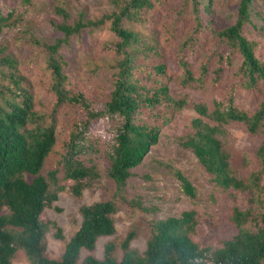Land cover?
<instances>
[{
    "label": "trees",
    "instance_id": "1",
    "mask_svg": "<svg viewBox=\"0 0 264 264\" xmlns=\"http://www.w3.org/2000/svg\"><path fill=\"white\" fill-rule=\"evenodd\" d=\"M160 1V0H156ZM207 16L203 26L202 12L198 3L192 1L195 31L209 28L216 39L215 56L218 68L215 80L220 79L223 65L231 64L235 55L241 63L236 74L241 88L258 91L264 85V64L254 50V43L242 35L244 26L251 23L253 0H239L233 23L217 30L213 20V0H205ZM115 9L99 21L73 20L62 6L52 9L59 22L50 21L52 31L59 34L52 44L29 41L44 50L46 69L50 73L49 91L53 107L46 114L36 111L30 92V81L17 68V61L0 47V264H11L14 252L22 249L31 264H77L81 249L91 252L99 238L115 234L113 201L82 203L78 207L80 226L63 248L58 260L45 256L47 233L55 229V237L62 238L61 229L44 214L57 199L64 187L59 185L58 175L74 183L71 192L79 197L83 190L100 177L92 156L107 163L106 175L116 186L114 198L122 197L132 169L138 166L149 149L160 139L161 130L187 105L185 97L170 95L169 86L174 79L172 71L162 63H149L154 47L147 46L139 35L124 26L125 22L139 24L146 20V12L154 10L149 0H109ZM31 0H21V10L11 8L3 12L0 7V35L5 29L17 28L25 20ZM106 23L115 38L107 48L116 57L113 82L107 98L97 107L82 92H74L67 86L68 76L60 49L67 40L84 29H100ZM264 37V25L260 28ZM180 45L177 64L181 70L177 76L182 87L195 83L204 84L207 67L201 76L195 77ZM234 88H230L224 102L213 100L212 110L193 102L197 113L190 121L191 132L179 136L177 143L191 150L195 158L211 176L221 191L249 192L248 205L244 209L233 207L231 219L237 232L224 241L220 248L202 247L192 238L198 225L197 213L185 210L179 216L155 220L151 223V238L146 249L138 253L130 247L134 238L132 231L120 244L107 243L101 259L84 256L79 264H264V208L258 199L264 191V142L255 151L260 169L244 177L233 167L228 149L224 146L225 126L238 122L244 124L251 134L264 133V101L250 113L234 102ZM64 103L74 104L85 111V118L76 121L57 165L42 174L47 156L56 138L57 113ZM103 123V131H95L96 123ZM90 162V163H89ZM164 167L179 181L182 192L193 198L196 188L191 180L175 166ZM27 175L32 176L29 180ZM126 204L144 211L138 197L125 200ZM121 248L117 258L116 250Z\"/></svg>",
    "mask_w": 264,
    "mask_h": 264
},
{
    "label": "rangeland",
    "instance_id": "2",
    "mask_svg": "<svg viewBox=\"0 0 264 264\" xmlns=\"http://www.w3.org/2000/svg\"><path fill=\"white\" fill-rule=\"evenodd\" d=\"M154 4L152 12H146V20L135 24L125 22L124 26L136 32L142 42L154 47L155 54H150L149 63H162L168 66L174 75L169 86L170 95L185 97L187 105L161 130L160 139L151 147L144 160L132 169L122 197L114 198L115 183L107 177L108 163L102 158L91 157L98 168L100 177L83 190L79 197L71 192L74 183L63 174L58 175L62 192L57 194L51 208L44 211L47 219L55 222L61 229L62 238L55 237L56 230L47 233L45 256L58 260L63 248L80 226L81 216L78 213L80 204H91L98 201H113L116 212L113 216L115 234L99 238L93 251L81 249L80 260L90 255L101 259L107 243L120 244L128 232L134 233L130 247L138 253L146 249L151 238V223L155 220L179 216L182 211L194 210L197 213L198 225L192 238L202 247L220 248L224 241L231 238L237 227L231 219L233 207L244 209L248 205L249 192L221 191L215 187L211 176L204 170L191 150L181 147L177 141L179 136L191 132L190 121L197 117L193 102L200 101L212 110L211 102H224L234 88V102L242 109L252 113L264 101V85L259 90L251 91L241 88L240 77L236 74L241 63L240 55L232 58L231 64L223 65L220 79L215 80L218 68L215 56L217 41L209 33V28L195 31V19L192 12L193 0H149ZM202 12L203 26L207 16L204 13L205 0H195ZM239 0H213V20L217 30L230 26L234 19ZM21 0H0L3 12L16 8L21 10ZM60 5L64 7L73 20L82 18L99 21L114 12L109 0H31L25 14V20L17 28L5 29L0 35V47L4 48L17 61L19 72L30 81V92L33 96L36 111L48 116L53 107V96L49 91L51 76L46 69L44 50L30 43L34 38L40 43L52 44L59 34L52 31L50 21L59 22L52 9ZM253 8L259 18L253 14L251 23H247L241 32L243 37L254 43L257 59L264 64V37L260 28L264 25V0H253ZM115 38L106 23L100 29H84L70 37L61 46L60 56L64 62V72L68 76V88L74 92H82L97 107H101L107 98L113 82V67L116 57L107 48ZM181 49L190 63L195 77L201 76L203 66L207 67L204 84L195 83L182 87L177 79L181 70L177 64V54ZM85 111L77 105L64 103L57 113L56 138L52 151L47 156L42 174L46 175L60 161L64 142L76 121L85 118ZM95 131L106 129L101 122L94 125ZM224 146L230 153L233 167L244 177L260 169L255 151L264 142V133L255 135L247 131L242 123L233 122L225 126ZM90 163V162H89ZM165 164L173 165L186 175L196 188V196L187 197L180 187L179 181ZM30 180L32 176L27 175ZM264 189V178L262 181ZM138 197L141 205L148 211L126 204L125 200ZM264 207V191L258 197ZM264 213V208L259 209ZM121 248L116 250L117 258ZM11 264H31L22 249L14 252Z\"/></svg>",
    "mask_w": 264,
    "mask_h": 264
}]
</instances>
